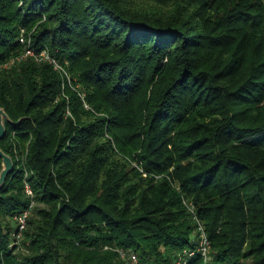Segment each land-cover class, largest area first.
I'll list each match as a JSON object with an SVG mask.
<instances>
[{
	"label": "trees",
	"instance_id": "obj_1",
	"mask_svg": "<svg viewBox=\"0 0 264 264\" xmlns=\"http://www.w3.org/2000/svg\"><path fill=\"white\" fill-rule=\"evenodd\" d=\"M0 107V264H264V0H0Z\"/></svg>",
	"mask_w": 264,
	"mask_h": 264
},
{
	"label": "built area",
	"instance_id": "obj_2",
	"mask_svg": "<svg viewBox=\"0 0 264 264\" xmlns=\"http://www.w3.org/2000/svg\"><path fill=\"white\" fill-rule=\"evenodd\" d=\"M19 42L24 44V51L23 53L17 57V59L21 57H31L36 62L45 61L52 65L53 69L59 72L63 77H66L67 80H69V77L67 75V72L63 68L61 64L58 63L56 58L51 55L50 51L46 47H41L38 49H35L31 44V37L29 34H25L24 29L20 28L19 35H18ZM13 59H11L8 63H4L3 66L8 65L10 62H12ZM24 191L26 196L29 199V202L22 211L16 213L13 216V219L15 221V231L13 232V237L15 238V242L17 244L20 242V239L22 237V232L26 226L27 217L34 205L33 200V192L29 185L27 183L24 184ZM198 231H199V239L198 244L196 247V251L199 252L201 255H203L206 258L207 250H208V241L204 234V231L202 229V226L198 225ZM194 254V251H185L182 255H180L177 260L173 264H185L188 257ZM129 262L130 264H140L137 261V258L134 254L129 255Z\"/></svg>",
	"mask_w": 264,
	"mask_h": 264
},
{
	"label": "water",
	"instance_id": "obj_3",
	"mask_svg": "<svg viewBox=\"0 0 264 264\" xmlns=\"http://www.w3.org/2000/svg\"><path fill=\"white\" fill-rule=\"evenodd\" d=\"M4 120H10L5 109L0 107V139L5 133ZM1 168H0V188L3 186L7 175L13 169V161L10 155L3 152L0 148Z\"/></svg>",
	"mask_w": 264,
	"mask_h": 264
}]
</instances>
